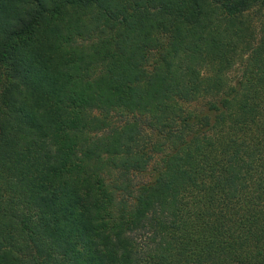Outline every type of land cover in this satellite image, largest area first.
I'll use <instances>...</instances> for the list:
<instances>
[{
	"label": "trees",
	"instance_id": "1",
	"mask_svg": "<svg viewBox=\"0 0 264 264\" xmlns=\"http://www.w3.org/2000/svg\"><path fill=\"white\" fill-rule=\"evenodd\" d=\"M0 264H264V0H0Z\"/></svg>",
	"mask_w": 264,
	"mask_h": 264
},
{
	"label": "rangeland",
	"instance_id": "2",
	"mask_svg": "<svg viewBox=\"0 0 264 264\" xmlns=\"http://www.w3.org/2000/svg\"><path fill=\"white\" fill-rule=\"evenodd\" d=\"M143 140L144 142L141 144V147L143 145V147L148 150V148H152V145L155 143L156 137L149 131L143 138ZM149 159L150 163L147 172L139 174L137 176H135V174L132 175L133 184H141L143 182L151 181L154 178L153 169L161 165V157L160 155L154 154L151 155Z\"/></svg>",
	"mask_w": 264,
	"mask_h": 264
}]
</instances>
